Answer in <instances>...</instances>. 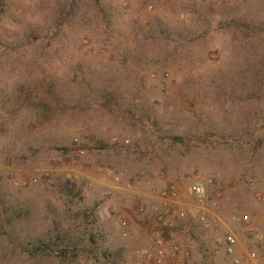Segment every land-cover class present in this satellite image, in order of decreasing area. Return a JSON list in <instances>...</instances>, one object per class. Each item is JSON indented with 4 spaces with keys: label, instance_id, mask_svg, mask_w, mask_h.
I'll return each instance as SVG.
<instances>
[{
    "label": "rangeland",
    "instance_id": "374dc122",
    "mask_svg": "<svg viewBox=\"0 0 264 264\" xmlns=\"http://www.w3.org/2000/svg\"><path fill=\"white\" fill-rule=\"evenodd\" d=\"M99 1L7 0L1 12L0 42L21 40L0 81L50 85L60 108L42 121L34 100L0 132L1 192L29 212L0 231V264H234L228 233L264 264V0ZM197 174L214 178L208 225L188 191ZM171 184L186 216L163 230L162 260L140 262ZM12 229L48 248L10 252Z\"/></svg>",
    "mask_w": 264,
    "mask_h": 264
},
{
    "label": "trees",
    "instance_id": "16d2710c",
    "mask_svg": "<svg viewBox=\"0 0 264 264\" xmlns=\"http://www.w3.org/2000/svg\"><path fill=\"white\" fill-rule=\"evenodd\" d=\"M7 0H0V17L1 12H3L6 6ZM72 0H62V3L60 4L61 10H66V8H69V5L71 4ZM88 4L92 7L98 8L99 6V0H88ZM66 7V8H65ZM101 7V4H100ZM106 22V21H105ZM243 25L244 20L237 23V25ZM249 31H252L253 33L259 35L260 30L259 27H256L252 23L248 21V24L245 26ZM162 34L167 33L164 28L162 29ZM49 31H45L43 33V36H41L42 39H47L48 41L53 38V35ZM26 35V32L24 33ZM47 36L44 37V36ZM24 38L22 37V40ZM1 40V39H0ZM7 40V39H6ZM9 41L7 42H0V59L8 57L11 53L14 54L12 51H9L10 47L18 48L20 45V37L18 38H9ZM20 47V46H19ZM34 84V81H29V79L21 81H13L10 85L6 84L4 81H0V132L1 131H12L13 129L17 128V125L19 126V123L15 122V116L16 111L20 109L21 107H28L32 104L34 101V106L36 105L37 108L34 111L38 117H41V120L48 121L54 112L56 108H60V103L56 105V107H52V101H50V98L55 99V97H51V94L54 95L52 90L50 89V85L44 86L45 88H42L43 92L34 93L32 89ZM34 93V95L32 94ZM50 94V96H49ZM56 102V101H55ZM109 102V100H108ZM30 126V125H27ZM2 185L0 184V231L1 233L6 232V226L8 225L11 227V222L14 220H17L21 218L24 215H28V209H25L20 206L19 203H13L8 201L6 198V194L1 192ZM8 237L11 241H14V244L9 247L10 252H14L13 248L16 249V247L22 246L23 249H26L27 251L31 252H40L43 253L45 248H48V245L44 243L41 239L39 240H27L25 244L18 241L17 237L18 235L16 232L12 229L10 230ZM30 245V248L27 246ZM8 250V249H7ZM65 251V249H62Z\"/></svg>",
    "mask_w": 264,
    "mask_h": 264
},
{
    "label": "built area",
    "instance_id": "2783aa9c",
    "mask_svg": "<svg viewBox=\"0 0 264 264\" xmlns=\"http://www.w3.org/2000/svg\"><path fill=\"white\" fill-rule=\"evenodd\" d=\"M114 140H116L114 138ZM124 142L127 144L128 139H124ZM117 179V177H115ZM214 182V178L210 176L201 177L200 175H194L188 185V191L192 198L195 199L198 205L197 211V220L203 225H208V221L205 218L203 208L201 205L207 201V189L211 187ZM252 184V183H250ZM177 195L178 191L174 185H168L160 189L155 197L159 203V209L154 213L153 224L156 225L154 229V249L151 246L142 253V258L140 262H160L164 257L163 244L164 241L162 233L164 229H174L177 226L179 220L183 219L186 216V212L177 206ZM257 196L260 197V194L257 193ZM215 201V200H214ZM213 201L212 204H215ZM121 225H126V220L121 219ZM255 238H260L261 235H258V231L254 230ZM223 244L222 250L226 257H230L234 264H256L258 254L254 248H251L244 253L237 255L235 253V245L237 243L236 236L233 233H228L224 236L221 241ZM170 248L173 254H177L179 247L176 243L169 241ZM153 249V250H152ZM185 262V255L179 254V258L175 261L174 264H183Z\"/></svg>",
    "mask_w": 264,
    "mask_h": 264
}]
</instances>
